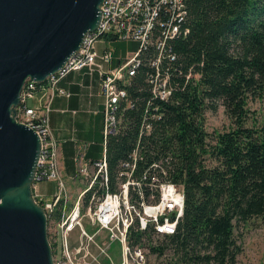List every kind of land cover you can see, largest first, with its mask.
<instances>
[{
	"label": "trees",
	"instance_id": "1",
	"mask_svg": "<svg viewBox=\"0 0 264 264\" xmlns=\"http://www.w3.org/2000/svg\"><path fill=\"white\" fill-rule=\"evenodd\" d=\"M186 36L171 41V95L153 97L148 65L125 86L132 108L122 112L126 134L111 139L108 158L135 146L144 103L161 116L143 136L148 160L167 159L170 179L184 188L185 209L175 234L150 245L168 264H237L234 229L264 216V126L246 124L249 99L264 97V0H186ZM192 73L189 79L186 74ZM195 75V76H194ZM221 100L228 130L210 133L205 111ZM54 218H59V211ZM139 237L138 233L134 234Z\"/></svg>",
	"mask_w": 264,
	"mask_h": 264
},
{
	"label": "built area",
	"instance_id": "2",
	"mask_svg": "<svg viewBox=\"0 0 264 264\" xmlns=\"http://www.w3.org/2000/svg\"><path fill=\"white\" fill-rule=\"evenodd\" d=\"M186 17V0H104L96 29L84 35L79 49L64 67L44 83L28 81L25 84L14 117L31 128L40 140L32 196L43 208L47 221L54 220L57 226L53 241L54 264H100V254L111 260L108 249L112 242L119 244L120 264H162L156 259L150 260L148 251L150 245H157V240L177 231L184 215L185 193L181 184L170 179L167 159L148 160L143 154L145 146L141 139L151 134L152 121L161 116L143 115L135 146L116 160L113 171L108 144L111 139L126 134L122 112L131 102L125 86L136 75L143 50L148 51L147 65L153 69L149 76L153 97L162 101L169 99L168 76L161 75L160 70L172 69L176 53L171 41L187 35V29L183 28ZM115 40L134 41L137 49L116 69L105 70L104 66L113 57L106 42ZM81 69L100 76V94L104 99L102 154L97 159H84L82 154L75 157V179L81 181L84 188L72 202L69 196L72 189L68 190L60 172L59 142L51 134L49 114L55 92L65 93L57 88L58 82ZM191 76L192 73L186 74V79ZM30 101L35 103L30 104ZM42 181L56 183L50 201L38 193L37 184ZM57 211L60 216L55 220ZM73 232L76 239L72 242ZM101 232L106 236L98 242L96 237ZM135 233L139 234L138 238ZM149 241L155 244L147 246Z\"/></svg>",
	"mask_w": 264,
	"mask_h": 264
},
{
	"label": "water",
	"instance_id": "3",
	"mask_svg": "<svg viewBox=\"0 0 264 264\" xmlns=\"http://www.w3.org/2000/svg\"><path fill=\"white\" fill-rule=\"evenodd\" d=\"M104 0H0V264H53L32 196L37 134L14 117L28 81L44 83L96 29Z\"/></svg>",
	"mask_w": 264,
	"mask_h": 264
},
{
	"label": "crops",
	"instance_id": "4",
	"mask_svg": "<svg viewBox=\"0 0 264 264\" xmlns=\"http://www.w3.org/2000/svg\"><path fill=\"white\" fill-rule=\"evenodd\" d=\"M120 58L114 50L113 58L105 68H116ZM57 88L65 93L55 92L51 100L49 126L59 142L61 175L65 181H76L75 157L82 154L84 159H97L102 154L104 99L100 94V76L97 73L90 75L85 69L73 71L58 82ZM100 236L104 237L106 233L101 232ZM103 259L101 264H104Z\"/></svg>",
	"mask_w": 264,
	"mask_h": 264
},
{
	"label": "rangeland",
	"instance_id": "5",
	"mask_svg": "<svg viewBox=\"0 0 264 264\" xmlns=\"http://www.w3.org/2000/svg\"><path fill=\"white\" fill-rule=\"evenodd\" d=\"M106 45L111 47V50L116 52V57H122L123 59L131 52H134L137 48V44L133 41H111L106 42ZM102 47V44L100 45ZM33 104L32 101L29 102ZM249 110L248 118L246 124L248 126L262 127L264 126V97L249 99L247 101V106ZM205 128L208 132L214 133L215 131L222 132L228 130L231 127V119L226 115L224 107L221 104V100L216 102V107L213 109H206L205 111ZM18 121V120H17ZM20 122V121H18ZM22 123V122H21ZM75 163L76 160L74 159ZM61 172V167H60ZM63 178V177H62ZM48 183V181L38 182L37 189L38 193L44 198L50 201L52 199V194L56 189V183ZM65 185L70 191V199L73 202L79 193V191L84 188V184L81 181H66ZM41 191L45 192V195ZM60 216V212H59ZM59 219V218H58ZM55 219V220H58ZM85 226H87L86 220H84ZM57 226L54 220L47 221V235L51 246L52 257L54 255V240L56 239ZM234 235L236 238V243L240 247V252L238 253L236 260L237 264H264V216L255 217L251 219L248 223H239L234 229ZM105 237V236H104ZM76 239V232L71 234V241ZM96 240L98 242L102 241L101 236H97ZM153 241V240H151ZM149 241L152 244H158L161 240H157L155 243ZM54 248V249H53ZM94 252L97 253L96 248ZM108 253L111 257L109 260L106 256L98 255V261L103 259L104 264H120V247L117 242H112L109 246ZM150 260H158L162 264H168L172 251L170 248H166L163 254H158L152 252L150 249L148 251ZM112 261V262H111ZM54 264V257H53Z\"/></svg>",
	"mask_w": 264,
	"mask_h": 264
},
{
	"label": "bare ground",
	"instance_id": "6",
	"mask_svg": "<svg viewBox=\"0 0 264 264\" xmlns=\"http://www.w3.org/2000/svg\"><path fill=\"white\" fill-rule=\"evenodd\" d=\"M115 41H117V40H115ZM118 41H121V40H118ZM126 41V40H125ZM131 41V40H130ZM134 42V41H133ZM134 43H136V42H134ZM137 49V48H136ZM136 51V50H135ZM113 58V57H112ZM126 58V57H125ZM124 58V59H125ZM148 51L145 49V50H143L142 52H141V54H140V56H139V65L136 67V72L135 73H137L138 71H139V69L141 68V67H145V66H147V64H148ZM124 59L123 58H120V61H119V64H118V66L124 61ZM112 60V59H111ZM117 66V67H118ZM116 67V68H117ZM104 68H105V66H104ZM116 68H114V69H116ZM105 70H107L106 68H105ZM111 70H113V69H111ZM168 73H169V69H168V71H166V67H164V68H162L161 70H160V74L161 75H168ZM68 75V74H67ZM132 79L133 78H130L129 80H128V86L131 84V81H132ZM127 97H128V95H127ZM153 101L151 100H147V101H145V103H144V105H143V107H144V115H148V114H152V115H158L159 114V112L157 111V110H155L154 109V107H151L152 105H154L153 103H152ZM132 108V105H129V109H131ZM55 247V246H54Z\"/></svg>",
	"mask_w": 264,
	"mask_h": 264
}]
</instances>
